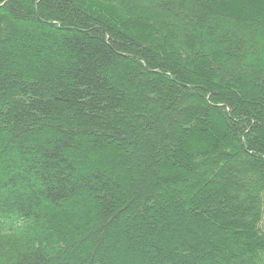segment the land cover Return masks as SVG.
<instances>
[{
  "label": "trees",
  "instance_id": "16d2710c",
  "mask_svg": "<svg viewBox=\"0 0 264 264\" xmlns=\"http://www.w3.org/2000/svg\"><path fill=\"white\" fill-rule=\"evenodd\" d=\"M0 264H264V0H0Z\"/></svg>",
  "mask_w": 264,
  "mask_h": 264
}]
</instances>
